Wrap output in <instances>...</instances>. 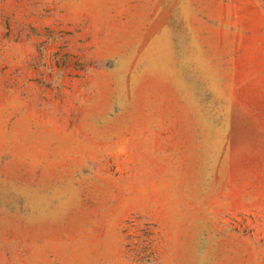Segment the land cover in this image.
<instances>
[{"label":"rangeland","instance_id":"1","mask_svg":"<svg viewBox=\"0 0 264 264\" xmlns=\"http://www.w3.org/2000/svg\"><path fill=\"white\" fill-rule=\"evenodd\" d=\"M0 264H264V0H0Z\"/></svg>","mask_w":264,"mask_h":264}]
</instances>
